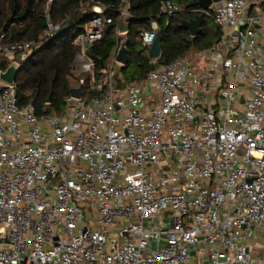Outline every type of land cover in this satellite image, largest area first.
Wrapping results in <instances>:
<instances>
[{"label":"built area","instance_id":"built-area-1","mask_svg":"<svg viewBox=\"0 0 264 264\" xmlns=\"http://www.w3.org/2000/svg\"><path fill=\"white\" fill-rule=\"evenodd\" d=\"M211 4L186 10L220 27L212 46L150 59L126 81L116 53L128 0L97 74L88 51L113 19L86 2L72 71L89 80L61 114L18 105L15 81L0 80V264H264V0ZM184 10L159 4L166 23ZM60 27L48 19L23 42L0 34V60L20 64ZM158 30L152 20L142 45Z\"/></svg>","mask_w":264,"mask_h":264},{"label":"trees","instance_id":"trees-1","mask_svg":"<svg viewBox=\"0 0 264 264\" xmlns=\"http://www.w3.org/2000/svg\"><path fill=\"white\" fill-rule=\"evenodd\" d=\"M89 0H0V34H5L7 42L39 40L47 28V20L61 27L68 22L72 25L59 34H55L43 46L31 52L20 63L15 77L17 103L23 106L32 102L37 115L61 114L64 110V98L72 85L80 78L89 75H75L72 71L73 57L77 50L75 37L83 30L84 24L94 13L84 6ZM108 7L105 11L112 16L113 22L105 30L104 36L88 51L96 63L95 74L101 64H106L116 45L115 22L116 8L121 0H94ZM161 0H128L130 13L127 37V62L120 68L126 81L143 79L149 72L151 60L147 56L148 47L143 46L140 33L150 29L155 20L160 32V56L158 63H168L190 51L204 50L212 46L220 37L221 29L213 20L205 17L200 31L191 35L182 27V21L189 20L194 14L186 9L197 8V0H170L184 4L185 10L168 18L159 14ZM9 64L0 60L1 69ZM97 77V76H96Z\"/></svg>","mask_w":264,"mask_h":264},{"label":"water","instance_id":"water-1","mask_svg":"<svg viewBox=\"0 0 264 264\" xmlns=\"http://www.w3.org/2000/svg\"><path fill=\"white\" fill-rule=\"evenodd\" d=\"M212 1L217 0H197L195 5L207 9L208 6L211 4ZM129 19L125 18L121 20L118 24L119 31L126 33L129 26ZM204 21V18L202 15H196L193 18L182 21L181 26L188 29L191 35H196L200 31V25ZM72 25V22H68L66 25L60 27L57 30V34L63 32L64 30L68 29ZM127 37L126 35L123 36L122 41L120 42L118 51L116 53V60L120 62L121 64H125L127 62ZM147 56L149 59L158 58L160 56V32H156V36L148 48ZM19 58H16V61H12L8 64V66L1 70L0 67V80L7 84H12L15 81V77L19 71L20 64L18 63ZM154 68V65L151 64L149 67V70H152ZM70 95L74 97H80L81 95V88L80 87H72L69 89ZM148 93L147 91L145 92ZM239 152L242 151V147L238 149ZM261 225L264 226V220L261 221Z\"/></svg>","mask_w":264,"mask_h":264},{"label":"rangeland","instance_id":"rangeland-1","mask_svg":"<svg viewBox=\"0 0 264 264\" xmlns=\"http://www.w3.org/2000/svg\"><path fill=\"white\" fill-rule=\"evenodd\" d=\"M213 5H214V2L211 4V7H212ZM117 65L122 66L123 64H120V63L117 62ZM152 98H153V96H151V97L149 98V100H151ZM110 237H115V235H113V234L108 235V240L110 239ZM260 237H261V236H260ZM252 241H253V240H251V242H252ZM259 242H263L261 238H260Z\"/></svg>","mask_w":264,"mask_h":264},{"label":"crops","instance_id":"crops-1","mask_svg":"<svg viewBox=\"0 0 264 264\" xmlns=\"http://www.w3.org/2000/svg\"><path fill=\"white\" fill-rule=\"evenodd\" d=\"M262 234H263L262 232L259 233V238H261V239H263V238H262ZM260 236H261V237H260ZM259 240H260V239H259Z\"/></svg>","mask_w":264,"mask_h":264}]
</instances>
